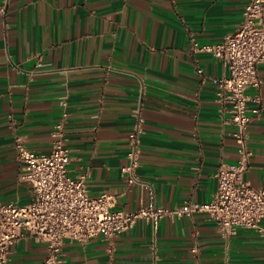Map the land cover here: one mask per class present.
Here are the masks:
<instances>
[{"label": "crops", "instance_id": "0c3cea01", "mask_svg": "<svg viewBox=\"0 0 264 264\" xmlns=\"http://www.w3.org/2000/svg\"><path fill=\"white\" fill-rule=\"evenodd\" d=\"M247 1L0 0V200L31 201L17 141L47 152L61 119L69 175L84 176L92 196L111 194L115 209L211 200L219 166L237 162L239 151L216 83L228 68L192 42L213 44L233 32ZM259 69L264 79V61ZM247 95L252 155L244 178L262 188L264 83ZM137 123L130 181L123 168ZM48 252L27 235L5 264H38ZM57 264H264V233L237 227L226 236L206 211L157 226L139 219L112 239H65Z\"/></svg>", "mask_w": 264, "mask_h": 264}, {"label": "built area", "instance_id": "2783aa9c", "mask_svg": "<svg viewBox=\"0 0 264 264\" xmlns=\"http://www.w3.org/2000/svg\"><path fill=\"white\" fill-rule=\"evenodd\" d=\"M4 7L0 6V13ZM195 50L211 53L222 60L229 71L218 78V93L229 104L230 135L238 143L239 159L235 163H222L215 176L217 191L207 202L186 201L171 208L151 202L135 211L115 209L109 193L92 196L84 176L72 177L68 172L70 147L65 141V121L61 119L53 132L52 148L36 152L20 140L16 147L22 163L21 178L31 186L30 202L0 200V264L9 259L11 247L30 235L48 245V255L38 264H57L61 259L65 239L86 242L102 236L112 239L143 219L155 226L165 217L190 215L206 211L226 236L237 227L256 228L264 233L260 220L264 218V187L255 188L244 178L252 151L248 144L247 127L252 121L248 113L249 87L260 88L264 79L259 65L264 61V0H248L242 21L233 32L213 44H199L193 40ZM199 71H202L199 69ZM262 105L255 109L259 114ZM141 126L136 124L130 133L131 162L123 170L134 181V168L138 163ZM153 193V189L150 190Z\"/></svg>", "mask_w": 264, "mask_h": 264}]
</instances>
